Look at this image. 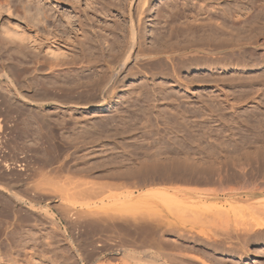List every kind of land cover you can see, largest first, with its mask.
Wrapping results in <instances>:
<instances>
[{"label":"rangeland","instance_id":"1","mask_svg":"<svg viewBox=\"0 0 264 264\" xmlns=\"http://www.w3.org/2000/svg\"><path fill=\"white\" fill-rule=\"evenodd\" d=\"M9 1L11 9L0 15V36L8 18L27 35L0 38V64H15L18 73L37 59L60 66L16 72L20 90L0 79V264H118L122 255L115 250L95 257L97 236L88 233L94 248L86 230L71 225V214L118 207L130 192L147 201L148 211H140L148 219L162 221L168 213L171 224H161L162 239L180 243L200 261L264 264V0H148L137 30L139 56L129 60L101 107L91 104L98 103L97 85L128 30L129 0H52L55 20L42 24L24 19L28 0ZM229 10L239 14L235 24L223 14ZM248 15L249 22L237 23ZM34 86L39 97L54 91L81 103L37 111L12 100L22 91L33 97ZM60 166L64 176L55 172ZM122 175L131 182L118 188ZM158 192L179 195L177 214ZM29 197L35 200L29 203ZM149 210L160 213L153 211L154 218Z\"/></svg>","mask_w":264,"mask_h":264},{"label":"bare ground","instance_id":"2","mask_svg":"<svg viewBox=\"0 0 264 264\" xmlns=\"http://www.w3.org/2000/svg\"><path fill=\"white\" fill-rule=\"evenodd\" d=\"M51 1L52 0H37L35 3L33 2V3H30L31 2V0L29 1L28 0V2H29V4H28V2H27V5H25V3H24V5H22V6H24L25 8L24 9H22V10H24L25 11V13L23 12V14H24V19H28L29 21H31V20H34V22L35 21H38V23H44V22H48V21H50V19H52V17H53V19H54V12H53V8H52V5L50 4L51 3ZM53 1H55L56 2V0H53ZM148 0H129V7H128V13H127V15H126V17L128 18V21H129V27H128V30H126L127 32L124 34V37H123V40L120 42L121 43V45L118 47L119 48V51L117 52V56L115 57V58H113L112 59V57L110 58V60H109V63L110 64H112V69H110V70H108L107 72L105 71V73H103V74H105V77H104V83L102 84V85H97V97H98V99H97V101H98V103H92L91 105H97V106H104L105 105V101H106V98L109 96V95H111L113 92V90L114 89H112L113 88V85L116 83V82H118V81H120L119 80V77H120V74H121V72L124 70V68L127 66V64H128V62H129V60L132 58V57H134L135 55H138V54H136V50H135V46L137 45V44H139L138 43V38H137V35H138V31L141 29L140 27H142V18H141V16L144 14V13H146L147 12V7H146V2H147ZM235 1H241V0H235ZM259 1V0H258ZM123 2V1H122ZM172 2V1H171ZM174 2V1H173ZM190 2V1H189ZM255 2V1H254ZM175 3V2H174ZM241 3V2H240ZM127 4V3H126ZM147 4H148V2H147ZM173 4V3H172ZM185 4V3H184ZM252 4V3H251ZM255 4V3H254ZM257 5V4H256ZM127 6V5H126ZM182 6V5H181ZM198 6V5H197ZM237 6V5H236ZM27 7V8H26ZM124 7V6H123ZM167 7V6H166ZM170 7V6H169ZM173 7V6H172ZM171 7V8H172ZM211 7V6H210ZM233 7H235V6H233ZM238 7V6H237ZM256 7V6H255ZM160 8V7H159ZM164 8V7H163ZM182 8V7H181ZM264 8V5H262V9ZM11 8H10V1L9 0H0V15H1V13H4V11H9ZM174 9V8H173ZM178 9H180V8H178ZM229 9V8H228ZM237 9V8H236ZM240 9V8H239ZM33 10V11H32ZM160 10V9H159ZM175 10H176V8H175ZM260 11H261V9H259ZM31 11V12H30ZM57 11V10H56ZM184 11V10H183ZM196 11H197V8H196ZM208 11V10H207ZM221 11H223V10H221ZM256 11V10H255ZM254 11V12H255ZM259 11V12H260ZM30 12V13H29ZM123 12H125V11H123ZM166 12V11H165ZM173 12V11H172ZM185 12V11H184ZM236 12V10L235 11H225V12H223V14L224 15H226V16H228V18H229V20L231 19V21L232 22H234V20L236 21V19L239 17V14L238 15H236L237 13H235ZM28 13V14H27ZM158 13V12H157ZM176 13V12H175ZM180 13H181V11H180ZM193 13V12H192ZM212 13V12H211ZM251 13V12H250ZM261 13V12H260ZM27 14V15H26ZM30 14V15H29ZM172 14V13H171ZM187 14V13H186ZM190 14V13H189ZM247 14H248V12H247ZM28 15H29V17H28ZM174 15V14H173ZM195 15V14H194ZM251 15V14H250ZM250 15H248V16H245V18L244 19H242L241 18V20L239 19V20H237L238 22V24H240V23H243V21H244V24L246 23V22H249V18H251V16ZM257 15V14H256ZM223 16V15H222ZM234 16H238L237 18L236 17H234ZM254 16V15H253ZM166 17V16H165ZM170 17V16H169ZM185 17V16H184ZM200 17V16H199ZM215 17V16H214ZM31 18H33V19H31ZM145 18V17H144ZM193 18H195V17H193ZM192 18V19H193ZM233 18H235V19H233ZM9 19V18H8ZM7 19V20H8ZM196 19V18H195ZM199 18L197 17V20H198ZM209 19H211L210 17H209ZM219 19V18H218ZM253 19V18H252ZM7 20H3V26L5 27V29H6V31L7 32H5L6 34H4V38H3V34H2V36H0V38L2 37V39H5V36L6 35H9V36H12V37H15V38H18V39H23L24 38V36L25 35H27L26 33H27V31H25V29H23V27L22 28H20V26H19V28L17 27H13V25H11V22L9 23ZM55 20V19H54ZM53 20V21H54ZM57 20V19H56ZM63 20H64V18H63ZM66 20V19H65ZM69 20V19H68ZM187 20V19H186ZM217 20V19H216ZM29 21H28V23H29ZM52 21V20H51ZM50 21V22H51ZM58 21V20H57ZM56 21V22H57ZM60 21V20H59ZM167 21V20H166ZM190 21V20H189ZM194 21H196V20H194ZM203 21V20H202ZM252 21H254V20H252ZM32 22V21H31ZM30 22V23H31ZM49 22V23H50ZM191 22V21H190ZM210 22V21H209ZM215 22V21H214ZM29 23V24H30ZM58 23V22H57ZM56 23V24H57ZM195 23V22H194ZM200 23V22H199ZM204 24H206L205 22H203ZM223 23V22H222ZM236 22H234L233 24H235ZM252 24H253V22H251ZM36 24V23H35ZM54 24V23H53ZM55 24V25H56ZM65 24V23H64ZM64 24H62L63 26H65ZM69 24V23H68ZM185 24H187L188 26H189V22H187V23H185ZM192 24H193V22H192ZM215 24V23H214ZM250 24V23H249ZM46 25H48V24H46ZM60 25V24H59ZM128 25V24H127ZM196 25V24H195ZM202 25V24H201ZM209 25V24H208ZM220 25H222V24H220ZM228 25V24H227ZM44 26V25H43ZM58 26V25H57ZM216 26V25H215ZM223 26H225L224 24H223ZM242 26V24L240 25V27ZM245 26V25H244ZM243 26V27H244ZM192 27V26H191ZM214 27V26H213ZM221 27V26H220ZM230 27V26H229ZM242 27V28H243ZM123 28V27H122ZM188 28V27H187ZM206 28V27H205ZM204 28V29H205ZM242 28H240V29H242ZM61 29H63V32H65L64 30H65V28H62L61 27ZM127 29V28H126ZM189 29H190V26H189ZM196 29V27H194V30ZM200 29V28H199ZM223 29H225V28H223ZM237 29V28H236ZM245 29V28H244ZM138 30V31H137ZM193 30V29H192ZM194 30H193V32H194ZM210 30H212V29H210ZM228 30V29H227ZM61 31V30H60ZM185 31V30H184ZM189 31V30H188ZM199 31V30H198ZM197 31V32H198ZM204 31V30H203ZM217 31V30H216ZM239 31V30H238ZM237 31V32H238ZM124 32H125V30H124ZM186 32V31H185ZM192 32V33H193ZM210 32V31H209ZM206 33L207 34V36L211 33ZM222 32V31H221ZM224 32H226L227 33V31H224ZM224 32H222L221 34H223ZM189 33H191V29H190V32ZM201 33V32H200ZM218 33V31L217 32H215V33H213V35L214 34H216V35H218L217 34ZM225 33V34H226ZM239 33V32H238ZM123 34V33H122ZM186 34V33H185ZM188 34V33H187ZM202 34V33H201ZM201 34H200V36H201ZM220 35V34H219ZM189 36H190V34H189ZM207 36H206V38H207ZM223 36V35H222ZM221 35L218 37V38H221L222 37ZM122 37V36H121ZM214 37V36H213ZM230 37V36H229ZM241 37V36H240ZM32 38V37H31ZM188 38H190V37H188ZM187 38V39H188ZM195 38V37H194ZM203 38H205V37H203ZM205 38V40H207V39H210L209 37L206 39ZM215 38V37H214ZM214 38H212V36H211V39H214ZM218 38H217V40H218ZM25 39V38H24ZM199 39H202V36H201V38H199ZM216 39V38H215ZM214 39V40H215ZM222 39H225V37L223 36V38ZM226 39H227V37H226ZM243 39V38H242ZM1 40V39H0ZM231 40H232V38H231ZM36 41V40H35ZM202 41H203V39H202ZM208 42H210L209 40H207ZM2 41H0V43H1ZM118 42H119V40H118ZM200 42H201V40H200ZM206 42V41H205ZM204 42V43H205ZM199 43V42H198ZM203 43V44H204ZM217 43V42H216ZM225 43V42H224ZM242 43V42H241ZM2 44V43H1ZM119 44V43H118ZM191 44V43H190ZM213 44V43H212ZM246 44V43H245ZM226 45V44H225ZM209 46V45H208ZM214 46V45H213ZM212 46V47H213ZM203 47V46H202ZM205 47V46H204ZM211 47V46H210ZM216 47V46H215ZM217 48V47H216ZM137 49V48H136ZM182 49V48H181ZM209 49V48H208ZM215 49V48H214ZM52 51V50H51ZM54 52V51H53ZM138 52V51H137ZM142 52H143V50H142ZM142 54V53H141ZM140 54V55H141ZM139 56V55H138ZM138 56H136V57H138ZM135 57V58H136ZM37 58V57H36ZM105 61H107L108 62V60H105ZM3 62V61H2ZM1 62V63H2ZM35 64L29 69V71H26L25 69H22V70H25V71H21V69H20V72L19 73H22V74H29V73H37V72H43L44 70H47V69H52L53 68V66L55 67V66H60V64L58 65H54L55 63H53V60H52V62H48L47 61V63L45 62V60L44 61H41V60H35V62H34ZM57 63V62H56ZM75 63V62H74ZM109 64V65H110ZM1 66H0V79L2 78V79H7V82L8 83H11V85L13 86V88H15V89H13V90H20L19 88H20V84H19V82H17L19 79L17 78V77H15L16 75L17 76H19V73L17 72V71H19V70H16V72H17V74L15 75V73L16 72H14V70L17 68V69H19L18 67H16L15 68V64H12V63H6V60L2 63V64H0ZM85 65V64H84ZM106 66H108V65H106ZM107 68H109V67H107ZM103 72V71H102ZM22 74H21V77H22ZM31 75V74H30ZM34 75V74H33ZM122 75V74H121ZM25 76L23 75V77L22 78H24ZM16 78H17V81H16ZM100 79H103V76L100 78ZM1 81V80H0ZM21 82V81H20ZM30 82V81H29ZM28 82V83H29ZM21 84H23L22 82H21ZM32 84V83H31ZM97 84V83H96ZM29 85V84H28ZM85 85H88V84H85ZM11 86V87H12ZM21 86H23V85H21ZM36 86V85H35ZM35 86L34 87H32V91H33V94H34V96L33 97H29V95L28 96H26L27 94H24L23 93V91H22V93L25 95V96H23L22 95V93H20L19 94V96L21 95V98H16V97H11L12 98V100H14L15 99V101L16 100H18V101H20L21 103H23V104H25V105H28L29 107H32L33 109H36L37 111H41V110H38V109H40L41 107H43V106H45V105H49V104H59V105H80V103H81V101H75L74 99H72L71 100V98H74V96L72 97V96H69V97H71V98H69V97H67V98H69V99H67L66 98V96L64 97V95L63 96H60L57 92V94H54L53 92H52V94L50 93V91H49V93L50 94H48V91L46 92V94L47 95H44V97H39V95H38V91H39V89H37V88H35ZM115 87V86H114ZM21 88H23V87H21ZM28 88V87H27ZM88 89V88H87ZM22 90V89H21ZM89 90V89H88ZM87 90V92H89ZM95 90V89H94ZM58 91V90H57ZM18 92V91H17ZM16 92V93H17ZM25 92V91H24ZM43 92V91H42ZM44 92H45V90H44ZM43 92V93H44ZM112 92V93H111ZM25 93H27V92H25ZM32 93V92H31ZM76 93V92H75ZM111 93V94H110ZM29 94V93H28ZM64 94V93H63ZM80 94H82V93H80ZM32 95V94H31ZM65 95H69V94H65ZM71 95V94H70ZM94 95V94H93ZM2 96V95H1ZM14 96V95H13ZM79 96V95H78ZM95 96H96V94H95ZM10 97V96H9ZM80 97V96H79ZM82 97V96H81ZM89 97V96H88ZM14 98V99H13ZM66 98V99H65ZM87 98V97H86ZM92 98H94V96L92 97ZM89 99V98H88ZM87 99V100H88ZM79 100V99H78ZM82 100V99H81ZM84 100V99H83ZM85 101V100H84ZM95 101V100H94ZM93 101V102H94ZM18 103V102H17ZM83 103V102H82ZM19 105V104H18ZM39 119H43V118H40V116H39ZM38 119V120H39ZM39 121H42L43 122V124H46V120H45V118L43 119V120H39ZM48 121V120H47ZM25 122V121H24ZM41 122V123H42ZM26 123V122H25ZM41 123H39V124H41ZM22 124V123H21ZM47 125V124H46ZM45 125V126H46ZM43 126V125H42ZM6 127V126H5ZM10 127V126H9ZM2 127H1V124H0V135L2 136V134H4L5 135V133H3L4 131H2V133H1V129ZM10 128H12V127H10ZM44 128V127H43ZM41 129V128H40ZM47 129V128H46ZM49 129V128H48ZM3 130H5V129H3ZM10 130V129H9ZM23 130V129H22ZM54 130V129H53ZM3 135V136H4ZM1 137V138H4V137ZM41 136V135H40ZM48 137V136H47ZM41 138V137H40ZM45 138H46V135H45ZM75 139V138H74ZM2 140V139H1ZM41 140H42V138H41ZM48 140H49V138H48ZM6 141V140H5ZM47 143V142H46ZM51 143V142H50ZM41 144H42V141H41ZM49 145V144H48ZM50 145H52V144H50ZM48 147V146H47ZM50 148H53V147H50ZM77 148V147H76ZM44 149V148H43ZM51 150V149H50ZM53 152H54V150H53ZM46 153V152H45ZM49 153V152H48ZM47 153V154H48ZM71 155H72V153H71ZM26 156V155H25ZM24 156V157H25ZM46 157V156H45ZM72 157V156H71ZM38 160V159H37ZM27 161V160H26ZM47 161V160H46ZM51 161V160H50ZM48 162V161H47ZM62 164V163H61ZM70 164V163H69ZM5 165V164H4ZM48 165V164H47ZM60 165V164H59ZM72 165V164H71ZM70 165V166H71ZM45 166V165H44ZM66 167H67V164H66ZM53 168V167H52ZM58 170H56L55 172L56 173H61V175L63 174V171H65L66 169H65V167L63 166H60V168H57ZM92 169V168H91ZM52 170V169H51ZM47 171V170H46ZM48 172V171H47ZM51 172V171H50ZM52 172H53V170H52ZM66 172V171H65ZM91 172V171H90ZM50 174V173H49ZM55 174V173H54ZM70 174V173H69ZM73 174V173H72ZM72 174H71V177H73L72 176ZM89 174V173H88ZM48 175V174H47ZM51 175V174H50ZM60 175V177H62ZM66 175V174H65ZM111 175V174H110ZM131 175V174H130ZM52 176V175H51ZM56 176V175H55ZM54 176V177H55ZM57 176H58V174H57ZM63 176H64V174H63ZM123 177L122 178H124V175H122ZM45 177H48V176H44V178ZM50 177V176H49ZM48 177V178H49ZM60 177H59V179H60ZM75 177V176H74ZM129 177V176H128ZM43 178V177H42ZM63 178V177H62ZM52 179V181L53 180H55V179H53V178H51ZM71 179V178H70ZM111 179V178H110ZM120 179V178H119ZM133 179V178H132ZM45 180H49V179H45ZM76 180V179H75ZM116 180V179H115ZM124 180H125V178H124ZM123 180V181H124ZM44 181V180H43ZM60 181H61V179H60ZM59 181V182H60ZM72 181V180H71ZM90 181V180H89ZM119 181V180H118ZM117 181V182H118ZM122 181V180H121ZM122 181V182H123ZM126 181V180H125ZM119 182V183H115V186L116 185H118V188H119V186H126L127 185V183H130L131 181L129 180V182ZM67 182V181H66ZM94 182V181H93ZM52 183V182H51ZM64 183V182H63ZM87 183H88V181H87ZM100 183H102V182H100ZM112 183V182H111ZM58 184V183H57ZM61 184V183H60ZM74 184V183H73ZM95 184V183H94ZM97 184V183H96ZM96 184H95V186H96ZM104 184V183H103ZM108 184V183H107ZM120 184V185H119ZM68 185H69V183H68ZM92 185V184H91ZM98 185V184H97ZM102 185V184H101ZM129 185H131V184H129ZM135 185V184H134ZM39 185H37V186H34V189L33 190H37V189H40V186L38 187ZM99 186V185H98ZM103 186V185H102ZM101 186V188H103ZM106 186V185H105ZM109 186V185H108ZM133 186V185H132ZM131 186V187H132ZM94 187V186H93ZM92 187V188H93ZM127 187H128V185H127ZM126 187V188H127ZM130 187V186H129ZM46 188V187H45ZM84 188V187H83ZM90 188V187H89ZM114 188V187H113ZM115 188H117V187H115ZM48 189V188H47ZM46 189V190H47ZM50 189V188H49ZM110 189V188H109ZM28 190H29V188H28ZM46 190L44 189V191L46 192ZM113 190V189H112ZM34 191V193H36V194H33V195H35L34 197H36L37 196V194L39 195V193H37V192H39V191H36L35 192ZM41 191V190H40ZM43 190H42V192H44ZM49 191V190H48ZM51 191V190H50ZM56 191V190H55ZM32 192V191H31ZM62 192V191H61ZM61 192H59V193H61ZM67 192V191H66ZM69 192V191H68ZM128 192V191H127ZM157 192V191H156ZM53 193H55V192H53ZM159 193V192H158ZM80 194V193H79ZM129 195H127L128 196V198L129 199H127L128 201L126 202V203H124L123 205H120V206H118V207H109V208H106V207H102L101 209H98V210H95V211H92V209H91V212H90V214H92V215H90L89 214V212H88V214L86 213V211H85V209H84V211H85V213L86 214H84L83 212V209H81V210H79V208H77V209H74V210H72L73 208H71V207H69V208H71V210L72 211H77L76 213L79 215V213H83V215L81 216V217H79L78 215H76L77 216V218L75 217V218H73V215H75V213H72L71 214V225H73L75 228H84V230H86V233H84V232H82V234L84 233V236H85V234L87 235V238H86V240L87 239H89V238H91L92 236H94V235H96L97 237L95 238L94 237V239H96L95 241L96 242H94L93 240H92V238H91V240L89 241L88 240V244H91L90 242H92V244L90 245V246H92V247H94L95 248V244L97 243V248L96 249H93V250H96V258H98L99 259V257L101 256L103 259L104 258H106L107 256H103V254L105 253V252H110V251H112V250H115V253L116 254H121L122 255V257L121 258H119V260H120V262L118 263V264H209V263H207V262H204V261H200V259L197 257V256H194V255H192V254H189V252H187L186 253V251H185V249L182 247V245H180V243H177V242H172V244H169L168 242H170V241H168L167 239V241L168 242H166L165 240H163L162 239V235H161V228H163V227H161L162 225H164V223H170L169 221H167L166 219H168L170 216H169V214L168 213H166L165 215H164V217L165 218H163V215L162 216H160V217H158V218H160V219H164V220H166V222H164V220H162V221H160L159 219L158 220H156V218H155V213L157 212V210H156V212L155 213H152L153 211H151V210H149V212H151V214L152 215H149V212H148V215L149 216H153V214H154V218H155V220H153V219H151L152 217H150L149 219L147 218V217H145L143 214H144V211H140L141 209L142 210H144L142 207H144L146 204H145V202H147L145 199H138L137 197H136V199H134L135 197L132 195L133 194V192H130V193H128ZM185 194V193H184ZM190 194V193H189ZM66 195V194H65ZM70 195V194H69ZM72 195V194H71ZM161 198V200L165 203V205H166V209L167 210H169V212H171L170 210H172V212L173 213H176V212H178L177 211V209H180L181 208V203H182V199L179 197V195H177V194H174V193H168V192H160L159 194H158ZM12 196V195H11ZM59 196H61V194L59 195ZM80 196V195H79ZM83 196V195H82ZM111 196V195H110ZM117 196H119V195H117ZM157 196V195H156ZM40 197V196H39ZM50 197H52V196H50ZM72 197V196H71ZM145 197V196H144ZM11 198V197H10ZM18 198V197H17ZM16 198V199H17ZM20 198V197H19ZM18 198V199H19ZM37 198V197H36ZM60 198V197H59ZM68 198V197H67ZM80 198V197H79ZM146 198V197H145ZM190 198V197H189ZM64 199V198H63ZM11 200V199H10ZM35 200V198H33V197H29L28 198V201H29V203L30 202H33ZM69 201H70V199H68ZM118 200V199H117ZM116 200V201H117ZM121 200V199H120ZM123 200V199H122ZM159 200V199H158ZM61 201V200H60ZM63 201V200H62ZM71 201H75V200H72L71 199ZM70 201V202H71ZM119 201V200H118ZM149 201H151V200H149ZM156 201V200H155ZM66 202V201H65ZM106 202V201H105ZM160 202V201H159ZM40 203V202H39ZM38 203V204H39ZM78 203V202H77ZM152 203H154V202H152ZM161 203V202H160ZM194 203V202H193ZM71 204V203H70ZM151 204V203H150ZM185 204V203H184ZM183 204V205H184ZM59 205V204H58ZM194 205H195V203H194ZM67 206V205H66ZM190 206V205H189ZM162 207V206H161ZM176 208V209H173V208ZM193 207V206H192ZM67 208V207H66ZM90 208V207H89ZM144 208H146V207H144ZM148 208V207H147ZM147 208L145 209V211H148L147 210ZM30 210V212L32 211L33 213H35L31 208H29ZM152 209H153V207H152ZM155 209V208H154ZM157 209V208H156ZM159 209V208H158ZM162 209V208H161ZM1 210V209H0ZM3 210V209H2ZM70 209L68 210V211H71ZM166 210V211H167ZM3 211H6L7 212V209H5V210H3ZM63 211V210H62ZM67 211V210H66ZM67 211V212H68ZM78 211H79V213H78ZM81 211H83V212H81ZM8 213V212H7ZM63 213H66V212H63ZM138 213V214H137ZM139 213H141V214H139ZM157 213H160L159 211L157 212ZM173 213H171V214H173ZM68 214V213H67ZM177 214V213H176ZM64 215V214H63ZM69 215V214H68ZM85 215H87V216H85ZM137 215V216H136ZM179 215V214H178ZM197 215V214H196ZM84 216V217H83ZM157 216H158V214H157ZM174 217H175V214L173 215ZM79 217V218H78ZM43 219V218H42ZM48 220V219H47ZM182 221H183V219H181ZM46 221V220H45ZM170 221H171V219H170ZM164 222V223H163ZM173 222V221H172ZM176 223V222H175ZM56 224V223H55ZM162 224V225H161ZM171 224V223H170ZM52 225H54V224H52ZM169 225V224H168ZM181 225V224H180ZM14 226V225H13ZM56 226V225H55ZM165 226V225H164ZM169 226H171V225H169ZM173 226V225H172ZM178 226V225H177ZM262 226V225H261ZM260 227V226H259ZM258 227V228H259ZM9 228V227H8ZM170 228H172V227H170ZM169 228V229H170ZM192 228V227H191ZM191 228H190V230H191ZM80 229V230H81ZM174 229H176V227H174ZM184 228H182V227H180V226H178V230H183ZM83 230V229H82ZM163 230V229H162ZM71 231V230H70ZM76 231V230H75ZM164 231V230H163ZM176 231H177V229H176ZM187 230H185V232H186ZM193 231V230H192ZM181 232V231H180ZM189 232V231H188ZM71 233V232H70ZM88 233H90V236L91 237H89L88 238V236H89V234ZM191 233V231L188 233V234H190ZM93 234V235H92ZM180 234V233H179ZM182 234H184V232L182 233ZM192 234V233H191ZM193 234H195V233H193ZM80 235V234H79ZM67 236V235H66ZM86 237V236H85ZM196 237H197V235H196ZM72 238V237H71ZM76 238V237H75ZM80 238V237H79ZM201 238V237H200ZM212 238V237H211ZM78 239V238H77ZM77 239H75V240H77ZM85 240V239H84ZM179 240V239H178ZM81 242V241H80ZM93 242L95 243L94 244V246H93ZM73 243V242H72ZM79 244V243H78ZM77 244V246H79ZM189 246V245H188ZM186 247V246H185ZM78 249H79V252L81 251L80 250V248L78 247ZM83 252V251H82ZM85 253V252H84ZM83 253V254H84ZM93 253V252H92ZM87 254V253H86ZM95 254V253H94ZM79 255H82V253L80 254L79 253ZM92 257V256H91ZM83 258V257H82ZM87 258V257H86ZM85 258V259H86ZM88 258H89V256H88ZM95 259V258H94ZM93 259V260H94ZM203 259V258H202ZM92 260V261H93ZM96 260V262L94 263V264H104V263H99V261L97 260V259H95ZM100 260V259H99ZM102 260V259H101ZM88 261H89V259H88ZM91 262V261H90ZM92 264H93V262H91ZM108 264H112V263H108Z\"/></svg>","mask_w":264,"mask_h":264}]
</instances>
